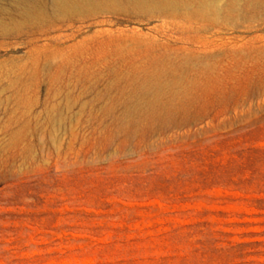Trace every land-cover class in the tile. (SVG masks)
Listing matches in <instances>:
<instances>
[{"label":"rangeland","instance_id":"1","mask_svg":"<svg viewBox=\"0 0 264 264\" xmlns=\"http://www.w3.org/2000/svg\"><path fill=\"white\" fill-rule=\"evenodd\" d=\"M17 1L0 0V264H264V0Z\"/></svg>","mask_w":264,"mask_h":264},{"label":"bare ground","instance_id":"2","mask_svg":"<svg viewBox=\"0 0 264 264\" xmlns=\"http://www.w3.org/2000/svg\"><path fill=\"white\" fill-rule=\"evenodd\" d=\"M221 1H226L224 7L226 9L225 13L233 14L236 3L243 2L248 8L259 0H132L136 7L140 9L168 12L174 16H191L194 14L208 16L206 14L208 10H210L211 14L216 16L217 13L221 14V11H224V8L222 10L220 6ZM50 2H52L57 13L78 12L82 8L92 7L94 4L97 6L109 5L111 7H114L115 4V0H51ZM13 5L18 7V1L14 0ZM258 6L260 9L261 6L259 4ZM250 13H254V11Z\"/></svg>","mask_w":264,"mask_h":264}]
</instances>
